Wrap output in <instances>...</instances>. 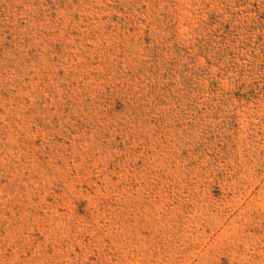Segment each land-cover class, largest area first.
I'll return each mask as SVG.
<instances>
[{"label": "rangeland", "instance_id": "1", "mask_svg": "<svg viewBox=\"0 0 264 264\" xmlns=\"http://www.w3.org/2000/svg\"><path fill=\"white\" fill-rule=\"evenodd\" d=\"M0 264H264V0H0Z\"/></svg>", "mask_w": 264, "mask_h": 264}]
</instances>
